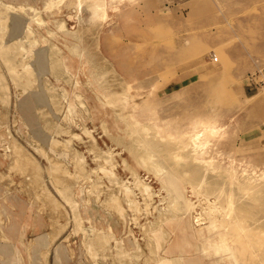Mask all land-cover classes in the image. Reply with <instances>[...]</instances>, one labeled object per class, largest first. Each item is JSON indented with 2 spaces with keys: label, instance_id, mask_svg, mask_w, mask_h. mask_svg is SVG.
<instances>
[{
  "label": "rangeland",
  "instance_id": "374dc122",
  "mask_svg": "<svg viewBox=\"0 0 264 264\" xmlns=\"http://www.w3.org/2000/svg\"><path fill=\"white\" fill-rule=\"evenodd\" d=\"M49 1L0 0V51L6 55H0V264L52 259L55 264H158L161 256L179 253L182 264H212L209 222L202 225L203 236L199 226L183 231L174 218V205H182L176 184L198 211L212 197L174 177L173 156L185 152L190 132L221 126L220 135L206 134L208 152L197 159L212 160L214 174L222 170L216 166L231 163L262 180L264 0H185L173 6L165 0H121L116 9L106 6L105 21L93 17L92 0H82L80 8L79 0ZM49 59L53 74H45ZM51 134L54 144L46 137ZM9 136L33 164L12 169ZM38 150L64 162L61 170L73 174V154L84 158L83 177L55 178L65 199ZM153 164L176 182L159 180ZM39 171L41 176L33 177ZM42 186L58 200L56 207L43 200ZM113 196L122 203L120 212L105 205ZM16 219L27 230L22 249L8 236ZM53 220L58 231L52 230ZM161 228L169 237L158 251L149 235ZM94 230L109 232L108 243L97 241ZM54 234L47 246L43 240ZM33 241V248L40 242L46 249H29ZM236 256L234 261L252 264L250 254Z\"/></svg>",
  "mask_w": 264,
  "mask_h": 264
},
{
  "label": "bare ground",
  "instance_id": "6f19581e",
  "mask_svg": "<svg viewBox=\"0 0 264 264\" xmlns=\"http://www.w3.org/2000/svg\"><path fill=\"white\" fill-rule=\"evenodd\" d=\"M92 1H93V7H92L91 10L93 12V17L95 16L94 18L96 19L98 17L106 18L107 17L106 6H107V4L109 2H112V1H115V0H92ZM118 1H121V0H118ZM50 2H51V0L49 1V3ZM78 2H79V4H77V6L82 3V0L77 1V3ZM74 3H76V2H74ZM77 6H76V9H78V7L80 8V6H78V7ZM6 8L8 9V7H6ZM23 8H25V7H23ZM28 8L30 10H32V11H36V9L34 7H32V6H28ZM111 8H114V7L111 6ZM42 22H44V21H42ZM60 28L64 29V25L60 24L59 29ZM26 29H27V33H29L32 28H31V26H27ZM2 34H4V33L2 32ZM3 49L4 48L1 47V43H0V50L2 51ZM21 49H22V47L19 48V50H21ZM1 51H0V55L2 56V52ZM5 56L3 55L2 57H5ZM5 59H6V57H5ZM6 63H8V60H7ZM12 65L11 66L9 65V69H10V72L12 71V73H14L15 67H13ZM30 72H32V71H30ZM10 75L12 76L13 74H10ZM18 75H17V77H18ZM14 76H16V75H14ZM1 78H0V82H2ZM15 79L16 78H14V80ZM1 91L4 92L2 89H1ZM4 94H5V92H4ZM103 95H104V97H107L106 94H103ZM7 131L9 133L10 130L7 129ZM222 132H224V130H223V128L221 126L204 125L200 129L192 131V132L189 133L187 142L184 145L186 147L185 152H183L181 154L178 153V154H175L173 156V161L176 162L175 164L180 167L179 168L178 166H173L171 168L172 171H173V174L175 175L174 177L177 180H181V181L189 180V182H191V185H192L191 186V190L192 191H195V190L197 191L198 190L199 194H200L201 191H205L204 194L207 193L208 196L212 197V199H213V200L210 199V201L207 200L208 201L207 202V207L201 206V210L198 211L197 209H194V207L196 205H194V203L192 201H190L188 198H184V196L182 194V191H181V189H179V185L177 183L176 184L177 192L179 193V196L182 195V199H181L182 200V205L178 206L177 204L174 203L175 204L174 205L175 206L174 210L176 211L175 212L176 214H175V217L174 216L173 217L178 219V220L180 219L179 220V224L181 225V228L183 229V231H187L188 229L191 230L196 225V226H199L198 229L196 228L197 230H199V231L202 230L203 231V232L201 231L202 234L204 233V226H202V225L206 221L209 222L208 228H209V231H210V235L206 236V237L208 239L209 246L211 247V249H212L211 251L213 252V256H214V258L212 259V264H219V262L228 261V260H231V261L232 260L233 261L237 260V256H236L237 252H238V254H240L241 252H243L244 254L245 253L250 254L249 257H251V258H249V259H250V262H252V264H264V221H259L261 218H264V197H260L261 194L264 193V176L260 177V179H262V180L258 181V179H257L258 177H257L255 171H252V170L249 171L247 168L246 169L242 168V169H240L238 171V170H236V168L231 163L225 165V167L216 166V168H219V169H222V170L220 172H217L216 174H214L215 166H214L212 160H204L203 159V160L199 161L197 159L198 155H204V154H207V152H208L207 149H208L209 142L205 140L206 139L205 136H207L206 134H209V135L210 134H212V135H220ZM10 134L11 133H9V135ZM151 134H154V129L151 132ZM53 141H54L53 144L56 143L55 139ZM51 143H52V141H51ZM8 145H9V149H10L9 157L11 156V159L13 160V162H15V163L12 164V169L16 168L15 166L18 167L21 163H22V165H24V164H27V165L28 164H33L32 162H30L32 157H30V155H28L26 152L22 151L23 149L21 150L20 145L18 143H16L15 139H13L10 136H9ZM185 147H183V148L185 149ZM181 150H182V148H181ZM39 152L49 162V170H48L49 173L48 174L50 176H52V178L54 179L52 182H53V184H55V189H56L57 193H59V195H61L65 199L66 196H65L64 192L62 191L61 187L56 185V181L58 182V180L57 179L55 180V178L59 179L61 177V178H65L66 179V177L67 178L69 177V179H70V177L75 178L76 176L83 177L84 176V167H83L84 158L82 156H80V155L78 156L76 154H73L72 161L75 164L74 165V171L75 172L73 174V173H71V171L69 172L66 169L64 171L61 170V165L64 164V162H61L58 159L51 160L52 158H50V156L47 153H45V151L44 152L39 151ZM6 154H8V153H6ZM97 155H99V154H97ZM181 159L185 160V162H186L187 166L185 168L182 165H179L180 162H178V161H181ZM143 160L145 162H147V158H143ZM104 161H106V160H104ZM159 162H161V161H159ZM106 163H108V162H106ZM34 164H35V162H34ZM30 166L31 165H29V167ZM150 166H152V165H150ZM21 167H23V166H21ZM32 167H33L32 169L35 168L34 166H32ZM37 167H38V165L36 166V168ZM101 167H102V165H101ZM153 169H154V172L156 173V176L159 178V180L162 179L163 182L165 180V182H168L171 185H172L173 181L176 182V180L170 179V177H168L165 174L166 172L164 173V171H163L164 168H162L161 166L157 167L156 165L153 164ZM250 169H252V168H250ZM29 170H31V169L28 168V171ZM39 170L41 171V169H39ZM34 171H38V169H35ZM40 171L36 172V173L32 172L33 174H35V175L32 174L33 177L34 176L37 177L39 175ZM106 171H107V175H108V171L111 172L110 169H108ZM211 172H213V174ZM133 173L135 174V172H133ZM103 175H106V172ZM40 176L41 175H39V177ZM84 179H87V178H84ZM139 180H141V179H139ZM139 180H138V182H139ZM183 182H185V181H183ZM141 183H143V182H141ZM118 184H121V183H118ZM122 184H124V181H123ZM125 185L127 186V184H125ZM125 185H123V189L122 190H124V186ZM137 185H138V183H137ZM139 185H140V182H139ZM66 187H68V186L66 185ZM142 187H143V189H142L143 193L145 192L146 195L147 194L149 195V193L151 192L149 185L144 184V186H142ZM46 188L43 187V186L41 187V194H43V196H44L43 200H45L47 202V204H49L50 206L56 207L55 206L56 203L54 201L57 200V199L55 197H53L52 193L50 191H48V189H46ZM119 190H121V189H119ZM66 191H68V190H66ZM253 191H254V194H251ZM69 192H67V193H69ZM131 192H132V190H131ZM124 194H125V196H126V194H128V189L127 188H125V193ZM150 195H152V194H150ZM67 196L69 197V195H67ZM125 196H124V198H125ZM130 196H133V195H130ZM39 198H41V197H39ZM107 199H109V197ZM130 200H134L135 201L134 198L130 199ZM167 203H166V205H167ZM59 204H60V202H59ZM59 204H58V206L60 207L61 204L60 205ZM106 204L109 207H111L113 209H116L118 212L121 211L120 205H122V203L119 204V201L116 198H114V196L110 197L109 201L107 203H105V205ZM128 204H130V201H129ZM145 204H147V203H145ZM135 205L136 204H134V206ZM138 205H140V204H138ZM170 205H168V206L171 207ZM58 206H57V208H58ZM137 212H138V210H137ZM249 212H251V213H249ZM132 213H134V209H133ZM248 213H249V215H248ZM162 214H164V213H162ZM220 214L221 215H225L228 220L223 219ZM247 216H249L251 219L255 220V221L253 220L254 221L253 224H251V221H249V220H248L249 224H247V222H246L247 219H248ZM164 217L166 218V216H164ZM80 218L77 217V216H75V218H73L75 220V223L77 222V226H79V227L83 226V225H81L82 220ZM158 219H159V222L161 224L163 219L162 218H158ZM51 225H52V227H54L52 229L53 231H55V230L58 231L57 226H56L57 224H56V222H54V220L51 223ZM157 227H158V225H157ZM161 230H162V228H161ZM100 232L101 231H97L96 230L94 236H95L96 239H98L97 241H99L101 244H103V242L105 243L106 240L110 236H109V232L107 233L108 235H106L104 233V236L102 234L100 235ZM110 233H112V231H110ZM167 235H168L167 232H164V230L160 231V233L158 231L153 230L152 231V235H149L151 240H152L151 242H155V246L154 247H157L158 251H159V249H161V247L163 245V243L161 241H164V242L167 241V239L169 237ZM54 236H56V234H54L52 236L51 241H53ZM203 236H204V234H203ZM45 243H46V245L48 244V242H45ZM106 243H108V242H106ZM34 244H35L34 241H33V243L30 242V244L28 246L29 249L33 248ZM91 244H93V243H91ZM121 248H123V246ZM88 249L91 250L92 247H89ZM43 250H45V249H43ZM124 251H126V250H124ZM117 252H118V250H117ZM151 253H153V252L151 251ZM43 254L46 256V254H48V252L46 254L45 253H43ZM126 255H127V253H126ZM29 256L31 257L30 253H29ZM182 256H183V253H179V255L177 257L168 256V255L161 256V258L159 259L158 264H182L181 263L182 260H183ZM242 257H245V256H242ZM252 257H253V259L254 258L255 259L253 260ZM121 258H123V257H121ZM43 259H42V261H43ZM251 259H252V261H251ZM247 261H246V263H247ZM228 264H231V263H228ZM233 264H243V263H238L237 261H234ZM244 264H245V262H244Z\"/></svg>",
  "mask_w": 264,
  "mask_h": 264
},
{
  "label": "crops",
  "instance_id": "0c3cea01",
  "mask_svg": "<svg viewBox=\"0 0 264 264\" xmlns=\"http://www.w3.org/2000/svg\"><path fill=\"white\" fill-rule=\"evenodd\" d=\"M122 1H124V0H122ZM128 1H132V0H128ZM167 3H168V0H165ZM183 1H185V0H176V1H174L173 3H171V4H168V5H178V4H180V2H183ZM118 4H119V1L118 0H115V1H112V2H109L108 4H107V6L109 5L110 7L111 6H113L114 7V9H116L117 8V6H118ZM107 9V8H106ZM107 17H108V15H107ZM107 17L106 18H101V17H98V18H100V20L99 21H105L106 19H107ZM97 22H98V20H96ZM96 22V23H97ZM79 53H81V52H79ZM81 55V54H80ZM36 64V63H35ZM55 70H56V67H54V61H53V63L51 62V59H49V62H48V64H47V68H46V71H45V74H53L54 72H55ZM37 72V74H40L41 75V73H40V71H39V69H37L36 70ZM62 72V71H61ZM64 72V71H63ZM2 83V82H1ZM2 84H0V88H2L3 86H1ZM256 95V94H255ZM254 96V95H253ZM62 97V96H61ZM252 97V96H251ZM250 98V97H249ZM44 132L46 133V132H49L47 129H44ZM46 135V134H45ZM53 134H51L50 136L49 135H47L46 137L48 138V140H49V142H50V144H51V139L52 138H54V136H52ZM36 152H37V150H35ZM39 152V151H38ZM46 152H48V151H46ZM40 153V152H39ZM49 153V152H48ZM44 157V156H43ZM45 158V157H44ZM17 220V219H16ZM15 220V222H14V225H13V228H11L9 231H8V236L10 237V239L12 240V244H14V245H16V246H18L19 248H17V249H22L20 246H22L23 245V243L20 241V240H23V237H24V235H25V233H27V230H26V228H22V221L21 222H18V220L16 221ZM32 220V219H31ZM32 222V221H31ZM28 224V223H27ZM30 224H32V223H30ZM23 226H27L26 224H24ZM110 228V227H109ZM24 229V230H23ZM42 229V228H41ZM111 229V228H110ZM109 230V229H108ZM112 231V230H111ZM113 232V231H112ZM51 238H52V236H47L44 240H43V242L45 241V242H48V244L50 243V242H52L51 241ZM43 247V248H42ZM35 249H38V250H43V249H46L44 246H43V244L42 243H40V242H38V244L37 245H35L34 246V248H31V250H35ZM52 249V248H51ZM49 264H55L54 263V260L52 259L51 261H49Z\"/></svg>",
  "mask_w": 264,
  "mask_h": 264
},
{
  "label": "built area",
  "instance_id": "2783aa9c",
  "mask_svg": "<svg viewBox=\"0 0 264 264\" xmlns=\"http://www.w3.org/2000/svg\"><path fill=\"white\" fill-rule=\"evenodd\" d=\"M174 1H176V0H168V4H171V3H173Z\"/></svg>",
  "mask_w": 264,
  "mask_h": 264
}]
</instances>
